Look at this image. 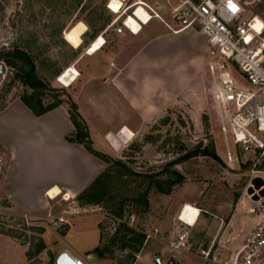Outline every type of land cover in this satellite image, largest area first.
Wrapping results in <instances>:
<instances>
[{"label": "crops", "instance_id": "0c3cea01", "mask_svg": "<svg viewBox=\"0 0 264 264\" xmlns=\"http://www.w3.org/2000/svg\"><path fill=\"white\" fill-rule=\"evenodd\" d=\"M139 1L169 21L165 0ZM124 15L120 18L122 26L118 31L115 29L118 21H114L96 36L107 39V34L110 42L93 54L87 52L91 41L82 47L83 52L74 63L79 77L69 89L70 98L87 125L93 148L109 155L130 141L120 139L122 128L136 135L132 129L134 123L155 122L162 113L181 109L192 120H199L207 108L208 99L215 114L207 72L209 46L203 35L195 29L173 32L156 17L145 23L139 21L140 29L134 33L125 27ZM111 29L114 35L109 33ZM73 131L66 103L36 116L16 98L0 110V162L3 165L0 208L5 205L24 216H40L42 219L49 216L59 222L66 221L68 228L64 235L57 234L54 222L44 236L53 235L61 249H67L86 264L83 253L93 250L100 242V214L90 211V214L80 216L76 211L64 210L54 215L52 212V203L59 196L65 202L75 203L77 195L104 167L81 145L65 140V136ZM107 135L115 138L114 143L107 139ZM104 143L108 144V150L102 147ZM55 188L60 195L49 197V191ZM187 202L193 203L191 199L184 200ZM242 210L237 206L233 220L229 222L233 232H224L220 245L216 247L212 241L207 249L215 247L216 252L221 248L232 249L237 240V236L232 235L250 223V219L242 215ZM151 219L155 223H149L157 231L146 238L134 264L143 254L150 260L160 257L162 251L158 249L171 254L182 251L189 241L191 228L196 224L190 226L179 220L174 223L175 230L181 224L189 229V233L185 245L172 250L170 243L174 231L167 235L165 229L166 225H171L170 221L162 219L158 226L156 220L160 222V219L154 216ZM149 240L152 243L146 249ZM27 251V244L0 233V264H30Z\"/></svg>", "mask_w": 264, "mask_h": 264}, {"label": "rangeland", "instance_id": "374dc122", "mask_svg": "<svg viewBox=\"0 0 264 264\" xmlns=\"http://www.w3.org/2000/svg\"><path fill=\"white\" fill-rule=\"evenodd\" d=\"M109 2L110 0H0V51L19 47L32 56L36 73L46 85L39 91L44 104L52 103L55 96L63 102H70L69 89L62 88L55 81V77L68 66L77 63L83 52L82 47H86L90 41H95L96 36L106 28V24L118 21L115 27H121L120 18L125 13L131 15L135 3L139 0L123 1L117 13L107 7ZM251 10L264 21V2L254 6ZM251 12H246L245 16L250 15ZM77 22L84 23L88 30L82 38L81 47L75 49L65 41L63 32ZM109 33L114 35L115 32L111 29ZM107 36L106 34L105 44L111 40ZM209 56L211 57L210 48ZM4 66V73L0 75V110L8 102L16 98L20 99V96L24 94L33 93L31 88L23 85L16 78L15 68L5 63ZM206 103L207 108L199 120H192L191 116L181 109L164 112L155 122L134 123L132 129L136 135L133 134L130 141L121 149L115 150L110 155L106 154L111 161L121 160L136 172L159 171L166 166L169 172L177 171L183 176V182L175 185L169 194L151 193L147 211L142 212L141 208L127 201L123 206L122 217L116 216L119 201L124 197L135 195L144 186L137 188L139 179L130 177L128 178L129 184L121 188L119 179L114 177L115 174L112 172L113 177L109 179L110 187L104 202L95 205L76 200L75 203H70L63 201L59 196L52 203L53 214L58 215L64 210H71L76 211L80 216H85L90 214V211H97L100 214L98 228L102 234L103 245H109V240L113 235L110 231L113 229L116 231L121 223L128 225L132 222V226H128L145 235L155 232L154 227L151 226L155 223L151 219V216H154L160 219V222L156 220L158 226L161 225L162 219L165 222L170 221L171 225L168 224L165 228L166 234L174 231L175 236L172 237V241H175L179 231L186 228L180 224L175 230L176 224L174 223L179 220L180 211L186 204L184 200L191 199L193 203H187L197 207L200 215L190 233L187 229L189 241L186 248L182 251L175 249L173 254L158 249L162 252L157 258L160 264H166L170 256L175 258L176 264H214L207 261L201 251L207 250L212 241H215L214 245L218 247L219 241L224 239L221 235L224 232L226 234L233 232L229 222L233 220L238 202L251 180V170L247 165L229 166L223 162V144L216 115L211 109L209 99ZM102 147L109 149L108 144L105 143ZM204 147L213 149L217 158L201 154L184 157L188 152ZM111 161L108 163L109 166L112 164ZM103 165L101 172L109 167L107 164ZM167 175L168 173L162 177ZM254 182L256 186L261 184L259 179H255ZM159 195L160 198H158ZM106 199L110 202H106ZM246 206L245 204L242 215L249 219ZM61 221L59 222L57 218H49V216L48 219H42L40 216H24L22 212L7 209L5 205L0 208V230L11 231L18 241L30 247V253H34L38 238L43 239L46 248L33 254L30 264H55V259L61 252L70 253L67 249H61L53 235L48 233L44 236L48 226H52L54 222L57 225L58 235L65 231L68 224L66 221ZM250 225L251 223L248 226L245 225L243 230L242 227L240 230H235V235L232 236H237V240L232 249L221 248L216 252L214 247L211 253H216L219 261L227 260L240 244ZM37 227H43L44 232L39 234ZM225 241H228L227 238ZM151 243L152 240L147 242L146 249ZM85 250L82 251L85 252ZM83 254L86 264H134L138 253L113 247L111 253L113 258H107L109 260H101L93 250ZM139 259L136 264H155V259L150 260L145 254Z\"/></svg>", "mask_w": 264, "mask_h": 264}, {"label": "built area", "instance_id": "2783aa9c", "mask_svg": "<svg viewBox=\"0 0 264 264\" xmlns=\"http://www.w3.org/2000/svg\"><path fill=\"white\" fill-rule=\"evenodd\" d=\"M140 2L149 13L148 20L156 17L173 32L196 29L206 39L211 50L207 72L223 144L222 160L226 165H247L251 170V180L240 198L244 206L238 202L239 208L247 205L251 223L240 244L224 261L211 253L212 247L201 254L214 264H264V21L251 12L264 0H165L168 22L148 4ZM246 12L251 14L245 16ZM104 44L105 40L100 48ZM69 70L70 66L55 77L65 89L79 77L77 69L71 70L69 84H63L60 80ZM107 139L115 141L111 135ZM2 171L0 162V174ZM255 179L261 180V184L256 186ZM197 210L198 219L200 210ZM128 225L132 226V222ZM187 234V229H181L170 248L183 247ZM151 236L146 233V238ZM166 264H176L175 258L170 256Z\"/></svg>", "mask_w": 264, "mask_h": 264}, {"label": "trees", "instance_id": "16d2710c", "mask_svg": "<svg viewBox=\"0 0 264 264\" xmlns=\"http://www.w3.org/2000/svg\"><path fill=\"white\" fill-rule=\"evenodd\" d=\"M109 25L106 24V27ZM80 47V46H79ZM78 47V48H79ZM0 62L5 63L6 65L15 68L17 70L16 78L25 86H28L33 90V93L27 95L24 94L20 96V101L36 116L45 114L46 112L60 106L63 103L61 99H58L56 96L54 101L49 104H44L40 98V90L46 87L45 83L39 78L36 73V67L32 56L24 49L19 47H14L11 50L0 51ZM69 87L68 89H70ZM68 106V115L69 119L74 127V131L65 136V140L81 145L90 155L99 159L103 164H107L111 161V158L96 149L92 146V141L88 134L87 125L84 119L78 112L76 104L70 100L66 103ZM197 154L203 156L217 158L214 150L204 147L202 149H195L190 151L184 157H191ZM112 164L109 167H106L102 172H100L91 183L83 189L76 197L77 201H84L87 204H100L104 202L107 194L108 188L110 187L109 179L113 177L111 174L113 172L114 177L119 179V184L121 188H125L129 184L128 178L139 179L137 183V188L139 186H144L140 191H137L135 195L131 197H124L117 204L116 216L122 217L123 215V206L125 202H130L133 205L141 208L142 212L147 211L149 206V195L151 193H160V194H169L172 191V188L175 185H179L183 182V176L177 171L169 172L167 168H162L159 171H147V172H136L131 169L126 163L121 160H112ZM168 173L166 177H162L164 174ZM106 202H110L109 199H106ZM111 204V203H110ZM68 228V226H67ZM66 228V230H67ZM39 234L44 232L43 227H37L36 229ZM65 231L60 233L61 235L65 234ZM0 233L6 234L8 236L16 238L13 234L6 231H1ZM146 235L141 231H136L132 227H129L126 223H121L111 235L109 240V245L102 244V234L100 233V242L93 249L94 253L100 259H112L113 255L112 248L118 247L120 250H132L135 253H138L145 241ZM17 239V238H16ZM46 248L45 243L41 237L38 238V243L36 244V249L33 254H37L43 251ZM32 253H30V247L26 253L28 259H31ZM111 255V256H110Z\"/></svg>", "mask_w": 264, "mask_h": 264}, {"label": "bare ground", "instance_id": "6f19581e", "mask_svg": "<svg viewBox=\"0 0 264 264\" xmlns=\"http://www.w3.org/2000/svg\"><path fill=\"white\" fill-rule=\"evenodd\" d=\"M123 1L124 0H110L108 8L112 12L117 13L118 10L121 8ZM141 5H142V3L140 1L135 3L134 8L132 9V11L135 10L134 13H132V11H131V15H126V17L124 18V20L126 22L125 27H127V29L129 31H132L134 33H137L140 29L141 25H140L139 21L145 23L148 21V18H149V13H147L141 7ZM86 30H87V27L84 23L77 22L74 25H72L70 28H68L65 32H63V38L65 39V41L69 45H71L73 48L77 49L82 43V37L81 36L84 34V32ZM103 43H104V39L100 38V37L98 39H96L95 41H93L87 49L88 54H93L96 51H98L100 48V45H102ZM71 70L75 71L76 68L70 66V70L68 72H66L64 77L60 80L63 84H69L70 77L72 75L70 73ZM126 130L129 131L128 129H126ZM48 195L51 198H55L58 195H60V192L57 188H55L54 190L49 191ZM68 198H69V196H68ZM240 205L244 206L243 200H240ZM182 209L180 211L179 220L185 224L193 226L197 220V218H196L197 214H198L197 208L186 203Z\"/></svg>", "mask_w": 264, "mask_h": 264}, {"label": "water", "instance_id": "95a60500", "mask_svg": "<svg viewBox=\"0 0 264 264\" xmlns=\"http://www.w3.org/2000/svg\"><path fill=\"white\" fill-rule=\"evenodd\" d=\"M115 29L117 31L119 30L118 27ZM4 69H5L4 63L0 62V75L4 73ZM119 137L121 140L127 141L132 138V134L130 131H127L125 128H122L120 130ZM55 264H83V262L80 259L73 257L69 252L63 251L56 258ZM155 264H160V261L158 258L155 259Z\"/></svg>", "mask_w": 264, "mask_h": 264}]
</instances>
